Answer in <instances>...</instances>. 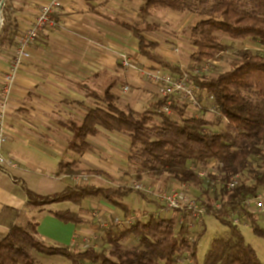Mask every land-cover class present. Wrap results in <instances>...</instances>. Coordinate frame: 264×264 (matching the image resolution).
<instances>
[{
    "label": "trees",
    "instance_id": "obj_1",
    "mask_svg": "<svg viewBox=\"0 0 264 264\" xmlns=\"http://www.w3.org/2000/svg\"><path fill=\"white\" fill-rule=\"evenodd\" d=\"M1 2V0H0ZM140 13L149 16L152 8H166L176 12H190L197 20L185 29L194 51L190 55L196 66L205 60H219L230 47L222 43L219 35L233 40H248L264 47V0H143ZM107 20L131 32L138 42V52L153 64L172 73L181 74L180 67L156 52L157 41L144 36L145 32L160 31V25L144 21L143 27L103 15ZM16 30L6 21L0 26V49L12 48ZM213 98L221 116L226 120L223 130H207L211 123L201 117L185 114L184 106L171 105L179 111V119H174L163 111L166 98L157 101L143 112L121 109L116 103L113 85L103 92L86 90L89 97L99 105L88 109L80 123L70 121L69 129L73 137L69 148L82 155L92 151L90 136L104 129L108 132L123 133L130 138L129 161L153 177L165 176L166 181L201 186L200 178L189 167V163L207 165L217 162V173L211 179L225 180L241 173L242 181L232 190L218 189L214 201L207 204L208 216L216 217L229 228L227 237L212 241L202 264H263L256 250L245 241L239 226L230 217L245 215L253 233L264 239V227L259 225L253 213L243 208V201L264 188V171L254 167L252 157L264 167V53L244 49L233 60L228 70L216 76L191 75ZM156 117L158 118L156 121ZM75 163H62L65 174H80ZM100 173L98 171H86ZM251 175L252 179L248 178ZM247 176V177H246ZM209 182V181H208ZM209 184V183H208ZM133 193L132 189L101 187L75 184L63 191L41 196L27 190L30 204L43 207L52 203L71 202L80 206L86 199L101 198L115 207L128 211L122 200ZM204 193H208L204 190ZM195 198V197H194ZM220 203L215 209L213 203ZM63 223L79 225L85 222L76 212L69 209L52 213ZM177 214L170 217L150 216L147 220H137L134 225L107 235L108 249L89 248L76 251L69 246H52L36 238V225L30 230L12 227L0 241V264H36L30 250L48 255H60L71 264H176L177 258L187 256L193 264H199L198 245L205 230L194 239L190 238L184 226L176 229ZM129 236L138 239L139 246L123 248L120 240Z\"/></svg>",
    "mask_w": 264,
    "mask_h": 264
},
{
    "label": "crops",
    "instance_id": "obj_2",
    "mask_svg": "<svg viewBox=\"0 0 264 264\" xmlns=\"http://www.w3.org/2000/svg\"><path fill=\"white\" fill-rule=\"evenodd\" d=\"M46 1L8 0L18 29L28 27ZM134 3L140 6L141 0H62L57 28L45 30L30 48L31 58L20 70L7 104L9 137L3 150L21 165L7 171L0 169V241L12 227L30 230L36 225V238L47 245L69 246L73 240L80 243L85 228L63 223L52 213L69 209L85 219V201L80 206L66 201L36 207L30 204L27 190L49 196L73 186L69 175L60 168L62 163L76 162L85 171H103L108 177L118 175L119 161L107 160L111 155L104 158L100 153L106 150L102 139L107 142L104 135L111 138L110 133L100 129L97 135L90 136L95 148L79 155L69 148L73 137L69 124L80 123L88 109L99 105L86 90L99 91L86 81L104 79L105 88L113 85L114 89L116 53H137L138 42L132 39L131 32L103 17L119 18V7ZM11 54V48L0 49V82ZM140 107L141 102H136L135 109ZM126 156L123 153L120 165L126 166ZM33 252L30 250V254Z\"/></svg>",
    "mask_w": 264,
    "mask_h": 264
},
{
    "label": "rangeland",
    "instance_id": "obj_3",
    "mask_svg": "<svg viewBox=\"0 0 264 264\" xmlns=\"http://www.w3.org/2000/svg\"><path fill=\"white\" fill-rule=\"evenodd\" d=\"M143 0H141V4L134 3L132 6L126 8L119 7L118 17L120 19L126 20L132 24H137L140 27H143V22L147 21L149 23H157L160 25V31L157 32H145L144 36L151 41H157L159 43L156 52L163 55L168 61L180 67L182 72H191L198 65H194L190 59L191 53L194 51V48L191 44L188 34L185 32V29L192 25L198 18L194 13L190 12H176L166 8H152L150 10L149 16H143L140 13V7L143 5ZM62 10V8H61ZM60 10V11H61ZM112 10V9H111ZM108 11V13L112 14V11ZM116 15V14H113ZM10 22L13 24V27L16 30V34L21 31L18 29V25H16V21L13 19V13L10 12L8 0H5L1 11H0V26L4 22ZM58 23V21H57ZM113 25V24H112ZM58 26V25H57ZM55 26L53 29H56ZM23 29V28H22ZM51 29V28H49ZM123 31V28H121ZM132 37V36H131ZM134 41L136 39L132 37ZM219 39L222 43L229 45V49L224 52L220 59L216 60L217 64L206 74L202 76H216L221 72H224L229 69L230 64L233 60L237 59L240 55V52L244 49H250L252 51H260L262 52V46L252 43L248 40H233L229 38L227 35L221 34L219 35ZM137 42V41H136ZM31 53V52H30ZM263 53V52H262ZM126 54L128 58H130L135 64L140 68H146L148 70H155L158 68L157 65L148 61L143 56L141 57L137 49V53H130L128 51H120L116 53V69L115 74H113V82H114V93L116 94V103L117 105L123 109H131L137 112H143L148 110L154 105L157 101L164 98L162 94L159 92L157 86L153 84V81L148 76L147 73L144 72H134L131 73L128 70H125L120 61V55ZM12 56V54H11ZM31 58V57H30ZM30 58L28 60H30ZM27 60V62H28ZM11 62V60H10ZM26 62V63H27ZM26 63L20 68V70L26 65ZM9 67V66H8ZM161 68V67H159ZM19 70V72H20ZM18 72V74H19ZM18 76V75H17ZM17 78V77H16ZM15 78V81H16ZM104 78V77H102ZM101 78V79H102ZM2 80V78H1ZM90 88H93L99 92H102L105 88V81L102 79V82H96L94 80L86 81ZM92 84V85H91ZM128 85L130 87L129 93L125 94L122 92L124 86ZM13 88V87H12ZM172 104L171 105H179L184 106L185 114L190 116L201 117L208 120L211 123V126H207V130L215 131V130H223L226 128V120L221 116L219 110L214 104L213 98L204 90L199 94V104L192 105L188 103L186 99H184L180 95H173L171 97ZM136 102H141V107L135 109ZM164 107V106H163ZM170 117L174 119H179V111L177 109L171 108ZM156 117V121H157ZM110 133L108 135H104L107 142H104L102 139V143L105 144L103 147L106 150H101V156L106 158L109 154L111 157L106 158L107 160H123V153H127L126 156V166L120 165L116 163L118 167H120V171L115 177L105 176L103 171L100 173H88L84 169L75 165L74 168L78 170H82L83 172L80 174L69 175L71 180L73 181V185L75 184H87V185H96L101 187H112L119 189H132L133 193L129 196L125 197L122 202L128 207V211H124L121 207H115L106 200L101 198L96 199H88L84 202L83 213L85 216V222L81 223L80 227L85 228V233L80 235V240H83L84 235H88L86 233L89 229L95 230L94 235H97L98 238L94 242V248L98 250H104L109 248V244L106 239L109 232H119L126 229L127 224L121 226H111L110 229H106L100 226V222L95 216L97 213L100 215V219L107 225H111V219L114 217H120L126 219L128 216H133L136 220H147L150 216H158V217H168L169 213H176L178 220V212L176 210H171L165 207L163 204L158 202L153 196V191H162L168 188L179 186L183 188L189 195L195 197L198 202L207 207V204H211L214 201L215 192H218L217 187L211 184V177L213 173H217L216 167L217 162L215 160H211L205 166L199 165L197 163H189L190 168H195L198 171H204L206 173L203 178V184L201 186H195L192 184L186 183H178L173 181H166L165 176L161 177H153L149 175L146 171L142 170L140 167L133 165L129 159L128 155L130 153V138L128 135L117 132H106ZM94 143H92L93 145ZM95 145V144H94ZM95 148V146H93ZM94 152V150H93ZM117 155H112L114 153ZM253 166L259 169L260 172L264 171V167H259L261 165L260 161H257L255 157H252ZM76 164V162H74ZM17 167H8L9 168H18L21 165V162L18 161ZM2 170V169H1ZM98 174V175H94ZM247 177V176H246ZM248 178L252 179L251 175H248ZM214 180V179H213ZM209 181V182H208ZM209 183V184H208ZM142 185L143 189H139L136 185ZM204 190H207L208 193H204ZM103 201V204H102ZM218 204V202L213 203ZM171 214V215H172ZM258 220L259 225L264 227V213H253ZM81 217V216H80ZM83 218V217H82ZM237 218L239 222V228L241 230L242 235L245 238V241L250 244L257 252L259 258L264 264V239L257 237L250 226L247 224L245 215L241 213L233 214L230 219L234 221ZM180 225H176V229H179ZM205 230V233L201 237L198 245V253L197 258L199 264H202L203 259L210 249L211 243L214 239L220 237H227L229 234V228L221 224V222L214 216H207L204 219L202 225L196 227L194 230L188 232V235L194 238L198 233ZM81 243V242H80ZM80 243L78 245H80ZM120 244L123 248H132L139 246L138 239L134 236H129L120 240ZM93 246V244H92ZM65 247V246H63ZM68 247V245H67ZM69 247L70 244H69ZM73 248V247H71ZM76 251H81L79 249L73 248ZM34 252L31 253V256L36 264H71L69 260L60 255H48L37 252L35 249H31ZM183 258V262L179 264H193L187 256L180 257ZM88 264V263H85ZM159 264H164L163 262ZM178 264V263H177Z\"/></svg>",
    "mask_w": 264,
    "mask_h": 264
},
{
    "label": "built area",
    "instance_id": "obj_4",
    "mask_svg": "<svg viewBox=\"0 0 264 264\" xmlns=\"http://www.w3.org/2000/svg\"><path fill=\"white\" fill-rule=\"evenodd\" d=\"M62 6V0H47L46 2L42 3L39 6L38 12L33 22L28 27L21 29V31L15 35V44L11 48V62L8 69L3 74L2 80L0 82V169L4 171H6L8 167H17V163L19 161L13 156L5 155L3 150V147L7 143L9 137L6 123V113L7 104L11 98L12 87L14 85L15 78L17 77L20 68L31 57L30 48L38 40L40 35L44 33L45 30L49 28L53 29L58 25V15ZM262 52L264 53V47H262ZM120 61L122 67L131 73L144 72L148 74V76L153 81V84L157 86L159 92L164 98H166V104L163 107V111L167 115H172L171 97L173 95L182 96L188 101V103L192 105L199 104V94L204 90L198 84L192 81L191 75L206 74L214 67L215 64H217L216 60H205L200 63L194 69V71L177 74L159 67L153 71L146 68H140L130 58H128L126 54L120 55ZM129 91L130 87L128 85L124 86L122 89V92L125 94L129 93ZM191 169L200 178H204L206 175L204 171H198L195 168ZM241 181L242 175L241 173H237L231 175L225 180L214 179L211 181V184L217 187V189L224 188L226 190H232L239 186ZM136 187L143 189V186L139 184L136 185ZM152 194L155 199L165 207L178 212V224L180 226H184L187 230V233L202 225L204 219L208 216V208L198 202L196 198L189 195L183 188L179 186H174L162 191H153ZM242 205L243 208L249 213H264V188L259 189L255 195L248 196L243 201ZM214 207L215 209L219 210L221 205L220 203L214 204ZM95 216H97L100 226L106 229H110L113 225L121 226L124 224H127L126 228H129L137 221L133 216H128L126 219L114 217L111 219V225L109 226L101 221L99 217L100 215L96 213ZM233 223L239 226L237 218L233 221ZM95 232L96 231L93 230L91 233H88V235H84L83 240L80 241V245H78L76 241L73 240L71 241L70 246L81 251H85L91 247L94 248V242L98 238L97 235H94ZM182 262L183 258H177L178 264Z\"/></svg>",
    "mask_w": 264,
    "mask_h": 264
},
{
    "label": "water",
    "instance_id": "obj_5",
    "mask_svg": "<svg viewBox=\"0 0 264 264\" xmlns=\"http://www.w3.org/2000/svg\"><path fill=\"white\" fill-rule=\"evenodd\" d=\"M4 1L5 0H1V2H0V11H1V8H2V5H3Z\"/></svg>",
    "mask_w": 264,
    "mask_h": 264
}]
</instances>
